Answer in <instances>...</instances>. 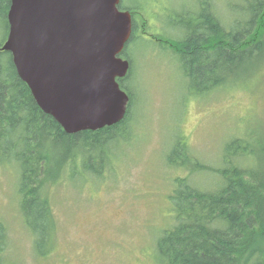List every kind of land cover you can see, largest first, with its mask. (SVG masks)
Instances as JSON below:
<instances>
[{
  "label": "rangeland",
  "instance_id": "rangeland-1",
  "mask_svg": "<svg viewBox=\"0 0 264 264\" xmlns=\"http://www.w3.org/2000/svg\"><path fill=\"white\" fill-rule=\"evenodd\" d=\"M200 1L120 0L123 11L132 9L127 12L136 22L133 43L128 44L133 65L127 86L134 96L128 133L110 144L99 178L83 180L75 161L62 170L60 181L47 187L53 231L42 256L35 253L23 223L17 170L0 164L2 264H157L155 241L172 223L173 180L190 176L166 162L175 140L183 137L192 156L213 168L222 166L224 146L233 138L248 136L254 142L252 135L264 144V58L235 73L231 85L198 94L188 88L174 55L147 43L156 37L179 39L182 30L170 21L176 15L194 19ZM204 2L224 24L231 23L227 0ZM3 35L0 31V41ZM257 149L254 160L245 158L238 165L264 167V151ZM190 180L206 191L219 185L204 172Z\"/></svg>",
  "mask_w": 264,
  "mask_h": 264
},
{
  "label": "trees",
  "instance_id": "trees-1",
  "mask_svg": "<svg viewBox=\"0 0 264 264\" xmlns=\"http://www.w3.org/2000/svg\"><path fill=\"white\" fill-rule=\"evenodd\" d=\"M204 1L194 19L176 15L170 21L171 27L182 30L179 39L156 37L157 41L147 42L174 55L188 88L198 94L231 85L235 73L264 58V0H227L229 25ZM9 7L10 0H0V31L4 34L0 47L8 35ZM118 8L123 10L120 4ZM135 24L132 18V33L121 52L130 65L126 77L118 80L129 97L125 116L97 131L66 134L37 106L18 77L10 53L0 51V164L17 170L23 223L39 256L53 231L47 187L60 181L62 170L75 161L81 166L83 180L86 176L99 178L109 161L110 144L128 133L134 100L127 86L133 65L128 44L133 43ZM245 138L225 144L220 168L202 165L181 136L166 152L167 164L184 168L190 176L173 180L169 197L172 223L155 241L157 264H264V167L239 166L240 160H254L255 147L257 152L264 151V144L252 135L254 142ZM202 172L219 182L216 189L206 191L192 184L190 177ZM0 231L3 235L2 224Z\"/></svg>",
  "mask_w": 264,
  "mask_h": 264
},
{
  "label": "water",
  "instance_id": "water-1",
  "mask_svg": "<svg viewBox=\"0 0 264 264\" xmlns=\"http://www.w3.org/2000/svg\"><path fill=\"white\" fill-rule=\"evenodd\" d=\"M119 0H10L8 35L18 77L40 110L66 134L97 131L120 122L128 95L118 79L129 63L121 52L131 36V15Z\"/></svg>",
  "mask_w": 264,
  "mask_h": 264
}]
</instances>
